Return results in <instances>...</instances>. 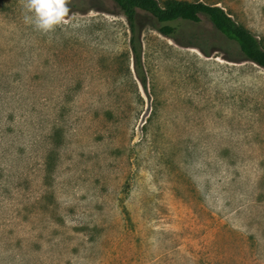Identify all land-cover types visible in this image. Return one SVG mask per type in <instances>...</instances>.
<instances>
[{
    "label": "rangeland",
    "instance_id": "obj_1",
    "mask_svg": "<svg viewBox=\"0 0 264 264\" xmlns=\"http://www.w3.org/2000/svg\"><path fill=\"white\" fill-rule=\"evenodd\" d=\"M180 1L264 48V0ZM69 7L41 33L0 0V264H264V70L143 12L136 67L112 1Z\"/></svg>",
    "mask_w": 264,
    "mask_h": 264
},
{
    "label": "trees",
    "instance_id": "obj_2",
    "mask_svg": "<svg viewBox=\"0 0 264 264\" xmlns=\"http://www.w3.org/2000/svg\"><path fill=\"white\" fill-rule=\"evenodd\" d=\"M120 10L126 19L130 30V50L134 64L140 67V42L136 36L135 20L138 12L150 15L160 24L170 22L199 23L201 16L206 17L212 26L226 39L234 42L245 61H249L264 70V48L248 29L234 21L230 14L216 5H207L201 2H187L180 0H166L160 5L157 0H110ZM176 29L169 25H162L158 32L169 38L174 37ZM143 88L145 78L139 76ZM47 166L46 172H49Z\"/></svg>",
    "mask_w": 264,
    "mask_h": 264
},
{
    "label": "clouds",
    "instance_id": "obj_3",
    "mask_svg": "<svg viewBox=\"0 0 264 264\" xmlns=\"http://www.w3.org/2000/svg\"><path fill=\"white\" fill-rule=\"evenodd\" d=\"M25 20L41 33H49L65 22L69 0H25Z\"/></svg>",
    "mask_w": 264,
    "mask_h": 264
}]
</instances>
